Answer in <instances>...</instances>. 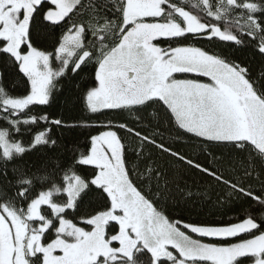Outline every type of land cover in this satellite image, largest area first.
I'll list each match as a JSON object with an SVG mask.
<instances>
[{"label":"snow or ice","instance_id":"snow-or-ice-1","mask_svg":"<svg viewBox=\"0 0 264 264\" xmlns=\"http://www.w3.org/2000/svg\"><path fill=\"white\" fill-rule=\"evenodd\" d=\"M0 264H264V0H0Z\"/></svg>","mask_w":264,"mask_h":264},{"label":"trees","instance_id":"trees-1","mask_svg":"<svg viewBox=\"0 0 264 264\" xmlns=\"http://www.w3.org/2000/svg\"><path fill=\"white\" fill-rule=\"evenodd\" d=\"M190 2L193 3V4H195V3H197V0H190ZM41 39L43 40V39H47V38L44 37V36L42 35V36H41ZM67 86H68L69 88H73L75 85H74V83L69 82ZM72 114L75 115V114H77V113L73 112Z\"/></svg>","mask_w":264,"mask_h":264}]
</instances>
